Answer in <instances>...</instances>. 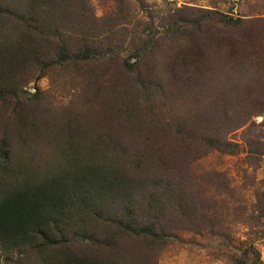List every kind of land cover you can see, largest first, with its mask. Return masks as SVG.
Listing matches in <instances>:
<instances>
[{
  "label": "rangeland",
  "instance_id": "1",
  "mask_svg": "<svg viewBox=\"0 0 264 264\" xmlns=\"http://www.w3.org/2000/svg\"><path fill=\"white\" fill-rule=\"evenodd\" d=\"M0 3L18 18L1 36L24 40L21 63L10 49L0 60L9 182L59 166L63 145L101 144L114 161L143 158L172 183L162 202L181 204L166 206L163 238L124 240L120 264H264V0ZM171 69L189 78L151 88L140 76ZM19 250L0 243V264Z\"/></svg>",
  "mask_w": 264,
  "mask_h": 264
},
{
  "label": "trees",
  "instance_id": "2",
  "mask_svg": "<svg viewBox=\"0 0 264 264\" xmlns=\"http://www.w3.org/2000/svg\"><path fill=\"white\" fill-rule=\"evenodd\" d=\"M8 16L18 19L13 11L0 3L2 28H5L3 24L13 25L8 23L11 21ZM241 23L244 22H234L232 27L242 28ZM10 35L4 38L0 34V60L10 49L15 51L16 59L21 63L24 40ZM62 52L65 53V49ZM167 73L163 78L153 72L150 76L142 73L140 76L151 88L189 78L187 74L183 77L179 69ZM5 97L0 96V106L7 105ZM212 143L215 145V141ZM100 145L90 143L77 149L72 146L66 149L63 145L62 153L54 159L60 158L59 166L52 163L45 171L27 167L21 181L13 184L8 178L12 149L4 138L0 146V160L5 163L0 168V180L3 181L0 187V243L20 249L19 262L11 263L8 259L7 264H20L24 252L35 254L39 264H120L129 257L124 240L154 237L163 234L164 229L170 230L166 223V210L169 209L166 206L177 207V214L181 207L172 194L169 204L162 202L172 183L163 181L160 176L150 177L152 170L143 158H138L140 166L138 160L130 165L121 160L114 161L108 153L106 157L102 156ZM221 145L217 149L224 152L232 144ZM51 152L53 157L57 150ZM224 153L229 154L230 150ZM175 193L180 191L175 190Z\"/></svg>",
  "mask_w": 264,
  "mask_h": 264
}]
</instances>
